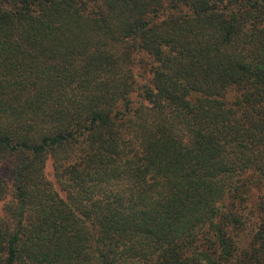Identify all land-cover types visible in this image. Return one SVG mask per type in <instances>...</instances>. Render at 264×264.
Segmentation results:
<instances>
[{
  "label": "trees",
  "instance_id": "1",
  "mask_svg": "<svg viewBox=\"0 0 264 264\" xmlns=\"http://www.w3.org/2000/svg\"><path fill=\"white\" fill-rule=\"evenodd\" d=\"M0 264H264V0H0Z\"/></svg>",
  "mask_w": 264,
  "mask_h": 264
}]
</instances>
